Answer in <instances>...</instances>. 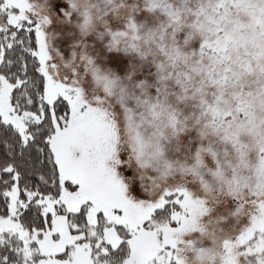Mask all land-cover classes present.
Segmentation results:
<instances>
[{
    "label": "snow or ice",
    "instance_id": "snow-or-ice-1",
    "mask_svg": "<svg viewBox=\"0 0 264 264\" xmlns=\"http://www.w3.org/2000/svg\"><path fill=\"white\" fill-rule=\"evenodd\" d=\"M0 264H264V0H0Z\"/></svg>",
    "mask_w": 264,
    "mask_h": 264
}]
</instances>
